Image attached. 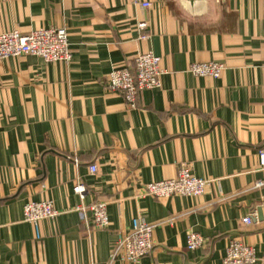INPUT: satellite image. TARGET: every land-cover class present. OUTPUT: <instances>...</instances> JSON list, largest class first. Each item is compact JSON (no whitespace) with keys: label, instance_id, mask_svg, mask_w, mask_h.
I'll return each instance as SVG.
<instances>
[{"label":"crops","instance_id":"crops-1","mask_svg":"<svg viewBox=\"0 0 264 264\" xmlns=\"http://www.w3.org/2000/svg\"><path fill=\"white\" fill-rule=\"evenodd\" d=\"M148 1L0 0V33L63 26L72 53L0 61V264H128L110 254L136 216L153 225V245L134 264H222L239 237L264 264V0ZM148 50L161 84L128 108L106 75ZM199 61L224 69L195 77ZM184 162L209 180L202 196H139ZM44 199L59 214L36 236L23 205ZM98 199L110 225L89 230L75 206ZM190 230L203 247L186 248Z\"/></svg>","mask_w":264,"mask_h":264},{"label":"built area","instance_id":"built-area-1","mask_svg":"<svg viewBox=\"0 0 264 264\" xmlns=\"http://www.w3.org/2000/svg\"><path fill=\"white\" fill-rule=\"evenodd\" d=\"M140 7H149L148 0H134ZM137 27L145 28L144 22H139ZM32 55L41 58L45 63L65 62L69 63L72 53L68 47V30L63 26L39 28L27 34H20L16 30H7L0 33V61L8 57H23ZM224 65L220 62H194L188 65V72L195 77H209L217 79L222 73ZM160 57L151 50L137 54L133 60L127 64L114 66L106 75V85L108 89L115 90L122 95L128 108L137 105L138 97L147 89L158 88L161 84ZM258 163L264 167V149L257 152ZM175 177L167 180L150 181L143 184L139 193L140 197L151 196L154 198L179 197H199L204 194L209 186V180L197 177L189 162L181 163L178 166ZM91 174L96 173L94 163L88 166ZM258 187H264V179L255 181ZM73 191L79 197L87 193V188L83 184L73 185ZM75 210L81 214L82 221L86 223L87 229L108 228L110 225L107 205L105 201L94 200L89 204L77 205ZM90 212V219L85 216V211ZM58 210L48 199L41 201H27L23 205V220L33 225L35 234L38 236V222L46 219H55ZM244 222H251L250 217H243ZM132 226L129 230H117L113 249L110 257L119 258L121 261L134 264L140 258L148 254L152 249L153 225L141 217L131 219ZM186 248L195 249L204 246L206 239L195 231L190 230L187 234ZM222 264H255L258 262L257 253L253 247L243 242L239 238L227 241L225 246Z\"/></svg>","mask_w":264,"mask_h":264}]
</instances>
